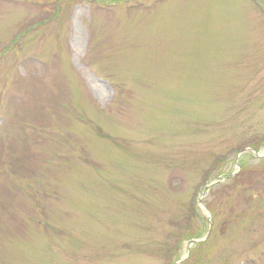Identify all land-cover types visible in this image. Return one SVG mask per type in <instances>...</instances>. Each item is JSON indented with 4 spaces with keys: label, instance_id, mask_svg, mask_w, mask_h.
I'll use <instances>...</instances> for the list:
<instances>
[{
    "label": "rangeland",
    "instance_id": "obj_1",
    "mask_svg": "<svg viewBox=\"0 0 264 264\" xmlns=\"http://www.w3.org/2000/svg\"><path fill=\"white\" fill-rule=\"evenodd\" d=\"M0 264H264V0H0Z\"/></svg>",
    "mask_w": 264,
    "mask_h": 264
},
{
    "label": "trees",
    "instance_id": "obj_2",
    "mask_svg": "<svg viewBox=\"0 0 264 264\" xmlns=\"http://www.w3.org/2000/svg\"><path fill=\"white\" fill-rule=\"evenodd\" d=\"M242 165H243V164H241V165H240V166H241V168L243 167Z\"/></svg>",
    "mask_w": 264,
    "mask_h": 264
},
{
    "label": "water",
    "instance_id": "obj_3",
    "mask_svg": "<svg viewBox=\"0 0 264 264\" xmlns=\"http://www.w3.org/2000/svg\"><path fill=\"white\" fill-rule=\"evenodd\" d=\"M198 203H200V200L198 199Z\"/></svg>",
    "mask_w": 264,
    "mask_h": 264
}]
</instances>
